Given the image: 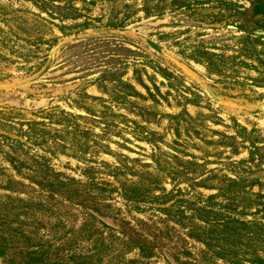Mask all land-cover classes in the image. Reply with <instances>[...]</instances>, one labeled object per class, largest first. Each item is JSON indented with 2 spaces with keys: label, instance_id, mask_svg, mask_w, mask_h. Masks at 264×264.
Returning <instances> with one entry per match:
<instances>
[{
  "label": "rangeland",
  "instance_id": "374dc122",
  "mask_svg": "<svg viewBox=\"0 0 264 264\" xmlns=\"http://www.w3.org/2000/svg\"><path fill=\"white\" fill-rule=\"evenodd\" d=\"M87 1L0 0V115H9L16 127L26 121L39 123L34 126L35 133H43L47 137L44 146L55 151L51 168L75 179L82 178L80 169L87 164L77 157L76 151L88 147L98 162L111 167L127 164L133 167V175L146 172L158 175L169 189L170 179L166 178L168 172L163 166L179 169L178 160L205 161L206 167L215 168L217 173L233 175L231 166L223 165L248 157L245 149L248 142L239 144L237 153L227 146L228 137L236 135L238 126L234 123L255 130L264 151V110L260 109L264 105V84L252 81L257 72L248 67H235L232 71L226 66V76L220 78L208 73L202 62L190 59L193 50L185 49L190 43L204 40L217 53L233 54L232 50L241 53L242 44L234 45L233 39L240 36L246 37L247 51L251 50L250 45L264 51L263 45L253 46V36L239 31L243 27L253 30L255 21L264 26V0H229L236 7L226 9L217 5L220 0H203L205 4L195 10L194 7L191 11L166 10L165 14L148 17L139 10L140 0H126L133 7L125 14L111 11L106 1L93 0V5ZM122 1L116 2L114 10L120 9ZM67 3L79 9L81 15L61 19L55 6ZM109 14H116L118 19L129 16L125 26H105ZM85 20L92 28L81 30L72 26ZM232 25L240 28L230 30ZM46 113H52L54 119L65 124L44 119ZM81 132L87 137L80 136ZM149 133L155 136H147ZM62 141L66 144L64 153L54 147V142ZM3 150L0 183L20 181L25 186L21 192L7 190L0 184V196L12 197L6 198L8 207L10 201L17 203L14 198L36 201L39 193L28 188L35 186L26 178L28 174L34 177L33 172L23 167L17 172V164L12 165L4 158L8 149ZM153 154L165 159L161 168ZM109 169L113 168L99 167L97 176L116 185L115 179L107 176ZM256 169L254 175L263 180L264 158ZM122 170L125 173L119 174L118 179H136L129 170ZM197 190L204 194L215 192ZM93 193L105 205L104 214L94 212L95 219L86 216L83 207L63 199L50 198L49 205L59 207L62 217L67 218L63 230L71 233L65 234L66 237L78 238L83 232L86 235L98 230L94 239L77 241L87 248L95 242L100 264L137 258L136 250L128 251L124 246L126 236L132 231L146 235L158 226L164 227L160 222L164 216L159 212L131 210L117 193L109 190ZM41 195L43 199L47 196L45 192ZM48 218L46 222L44 218L42 226L25 223L24 230L36 238L46 239V233L59 235L56 231L62 230L54 225L55 216ZM86 227L91 230L87 232ZM173 236L172 241L168 237L156 240L162 242L160 245L168 242L169 249L183 246L192 254H180L179 259L198 264L203 245L187 237L177 226ZM163 251L158 246L144 264H168L167 253ZM0 264L5 263L0 260ZM215 264L228 263L217 260Z\"/></svg>",
  "mask_w": 264,
  "mask_h": 264
},
{
  "label": "trees",
  "instance_id": "16d2710c",
  "mask_svg": "<svg viewBox=\"0 0 264 264\" xmlns=\"http://www.w3.org/2000/svg\"><path fill=\"white\" fill-rule=\"evenodd\" d=\"M53 1L56 2L57 0ZM102 1L108 3V8L111 11L122 12V14L133 7L132 4L124 0L120 2V9L114 10L117 8L116 2L118 0ZM140 1L139 10L144 12L147 17L165 14L166 10L168 12H176L180 9L191 11L192 7L195 10L197 6L205 4L203 0H194L193 2L185 0ZM82 2L85 3L86 0H82ZM87 3L93 5L94 1L88 0ZM217 5L225 9L232 6L236 7L229 0H220ZM55 8L58 9L61 19H75L81 15L79 9L70 3L62 6L56 5ZM109 16L105 26L122 27L125 26L124 23L129 15L119 19L116 18V14H109ZM113 19L115 20L111 21ZM255 22L254 26L262 28V31L255 27V30L243 27L244 29H239V31H244L247 36H253V46L263 45L262 49H264L262 40L264 39V26L257 21ZM88 24V20H85L72 26L86 30L92 28ZM243 25L247 26L246 24ZM67 28L72 29V27ZM238 28L240 27L236 25L229 27L230 30ZM233 39L234 45L242 44L239 49L243 52L230 49L234 52L233 54L225 53V51L217 53L212 50L214 47L206 45L204 40L190 43L185 49L193 50V53L189 54L190 59H195L196 63L202 62L210 74L222 78L226 76V66L232 71L235 70V67H248L258 74L257 78H253L252 81L264 84V51H258L251 45V50L247 51L248 47L244 44L246 37L239 36ZM207 44L211 43L207 42ZM236 52L237 54H235ZM52 115V113H46L44 119L65 124L59 119H54ZM36 124L39 123L26 121V123H21L16 127L9 115L5 113L4 116L0 115V151L4 152L3 147L8 149L4 153V158L12 165L17 164L15 167L17 172L21 171V167L29 173L33 172L34 177L28 174L26 178L35 187L28 186V188L39 193L35 196L36 201H23L14 198L17 203L10 201L9 207L6 198L11 199L12 197L7 194L0 196V260L5 264H100L101 259L96 251V243L94 242L91 247L87 248L79 246L77 241V239H85L86 237L94 239L98 230L94 229L89 233L88 230L91 228L86 227L88 232L86 235L83 232L78 235V238L66 237L65 234L71 233L63 230L67 218L62 217L60 209H57L59 207L49 205L50 198L63 199L68 204H77L83 207L86 216L95 219L97 217L94 212L105 213L103 211L104 203L94 198L93 192L95 190H109L117 193L131 210L138 212L151 210L164 216L162 219L160 218L164 227L158 226L157 229L148 231L146 235L132 231L131 235L126 236V241H123V244L128 248V251L136 250L137 258L109 264H144V260L152 257L158 246L161 247L162 251L165 250L164 253H167L165 259L168 264L177 262L178 264H188L181 261L179 255L191 256L190 251L177 245L169 249L168 242L160 245L159 243L162 242L156 240V238L168 237L172 241L175 226L182 229L187 237L203 245L200 250L199 263L205 262L204 264H207L209 261H213L212 264H215L217 260H222L228 264H264V179L254 175L256 168L260 164L262 165L264 151L259 145L261 141L255 130H247L238 123H234L238 126L236 135L228 137L230 141H228L227 146L232 150V153H237L239 144L248 142V146L245 147L248 151V157L223 165L224 168L227 165L231 166L232 176L226 172L217 173L215 168L206 167L205 161L199 163L178 160L176 163H181L179 169L173 170L170 165L163 166V169L168 172L166 178L170 179L171 187L168 189L158 175H152L148 172L146 175L143 173H140L139 176L133 175V167L127 164L111 167L104 162H98L94 159V153L91 150L88 151V147H84L82 151H76L77 157L87 164L80 169L82 178L75 179L66 176L50 167L55 151L50 146H44L47 137L43 133H35L34 126ZM24 125L26 128L23 127ZM79 135L87 137L85 132H81ZM151 135L155 136L153 133H149L147 136L151 137ZM236 137L240 141H237ZM54 147L57 151L64 153L63 148L66 147V144L63 141L54 142ZM172 148L177 149V147ZM153 156L155 155L153 154ZM155 157L154 161L158 162L161 168V162H164L165 159H159L160 156ZM219 162L217 164L222 165ZM103 166L113 168L108 170L107 176L114 178L116 185L97 176L100 173L99 167L103 168ZM122 169L132 172V174H128L136 176V179L135 177L118 179L119 174L125 173ZM169 174L174 176L170 177ZM17 182L21 184L18 185ZM17 182L8 180L6 183L0 184L5 186L7 190L24 192L25 185L20 181ZM181 185H186V188H181ZM254 187L257 189L255 190ZM198 188L214 190L215 192L204 194L198 191ZM44 192L47 194L45 199L41 195ZM60 203L64 204L62 201ZM19 215L22 217L20 218ZM53 215L56 221L54 225L62 230L56 231L59 235L46 233V239L36 238L24 230L25 223L29 226H42L46 221H49L48 216ZM44 218L45 222L43 221ZM64 237L65 239H63Z\"/></svg>",
  "mask_w": 264,
  "mask_h": 264
},
{
  "label": "water",
  "instance_id": "95a60500",
  "mask_svg": "<svg viewBox=\"0 0 264 264\" xmlns=\"http://www.w3.org/2000/svg\"><path fill=\"white\" fill-rule=\"evenodd\" d=\"M260 109L264 110V105L260 107Z\"/></svg>",
  "mask_w": 264,
  "mask_h": 264
}]
</instances>
